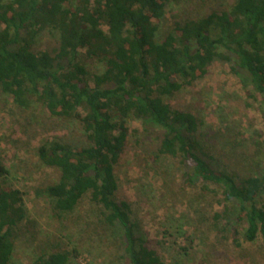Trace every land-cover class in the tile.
<instances>
[{
  "label": "trees",
  "instance_id": "obj_1",
  "mask_svg": "<svg viewBox=\"0 0 264 264\" xmlns=\"http://www.w3.org/2000/svg\"><path fill=\"white\" fill-rule=\"evenodd\" d=\"M177 2L0 0L1 94L23 111L40 106L60 122L80 124L87 142L74 147L53 139L37 149L38 160L59 172L39 197L57 219L73 214L84 198L99 206L103 223L121 236L126 264H164L132 220L129 202L116 199L115 168L127 149L131 120L161 131L154 163L179 158L186 186L214 185L222 201L235 207L234 239L235 225L244 222L246 242L264 240V201L258 203L264 175L237 181L215 167L198 143L196 116L167 102L204 79L219 60L230 63L253 93L247 95L259 96L264 104V0H235L227 8L167 25V11ZM45 30L58 34L53 53L34 50ZM91 62L102 73H90ZM26 217L22 192L1 180L0 264H11ZM78 255L74 249L50 252L31 264H78Z\"/></svg>",
  "mask_w": 264,
  "mask_h": 264
},
{
  "label": "rangeland",
  "instance_id": "obj_2",
  "mask_svg": "<svg viewBox=\"0 0 264 264\" xmlns=\"http://www.w3.org/2000/svg\"><path fill=\"white\" fill-rule=\"evenodd\" d=\"M234 2L178 0L167 11V25L197 19ZM35 41L34 50L53 53L58 34L45 30ZM87 69L92 74L103 71L95 62L88 63ZM248 92L253 94L232 73L230 63L215 60L204 79L167 99L172 109L196 116L200 124L195 134L202 150L214 158L215 167L237 181L264 175V104ZM126 126L130 138L115 168L116 199L129 202L132 220L163 263L264 264V240L246 242L244 222L235 225L238 234L232 237L231 218L236 210L222 201L220 190L201 182L186 186V169L179 158L163 157L154 163L152 157L162 137L159 129L132 120ZM53 139L74 147L87 145L80 124L60 122L40 106L23 111L0 92V163L5 170L0 183L3 180L21 191L27 209L11 264H31L40 254L73 249L79 254L78 264H126L121 236L103 223L99 206L84 198L73 214L57 219L39 197L59 177L36 154L43 143ZM263 201L260 196L258 203ZM215 214L222 217L216 220Z\"/></svg>",
  "mask_w": 264,
  "mask_h": 264
}]
</instances>
